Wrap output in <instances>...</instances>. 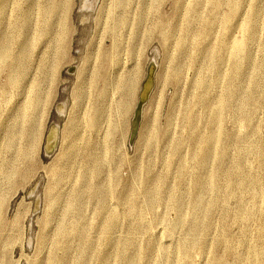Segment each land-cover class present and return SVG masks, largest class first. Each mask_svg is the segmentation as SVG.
Instances as JSON below:
<instances>
[{
    "label": "rangeland",
    "instance_id": "rangeland-1",
    "mask_svg": "<svg viewBox=\"0 0 264 264\" xmlns=\"http://www.w3.org/2000/svg\"><path fill=\"white\" fill-rule=\"evenodd\" d=\"M82 1L0 0V264H264V0Z\"/></svg>",
    "mask_w": 264,
    "mask_h": 264
},
{
    "label": "bare ground",
    "instance_id": "bare-ground-1",
    "mask_svg": "<svg viewBox=\"0 0 264 264\" xmlns=\"http://www.w3.org/2000/svg\"><path fill=\"white\" fill-rule=\"evenodd\" d=\"M94 1V0H93ZM92 0H91V3L93 2ZM83 2V7H86L85 9H87V7H89L90 5H91V3H90V0H83L82 1ZM92 4H94V2L92 3ZM92 8H93V6H91ZM91 7H89L90 9H91ZM232 45V44H231ZM240 47V42H238L237 41V43H236V48L238 49ZM115 84V83H114ZM112 86V85H111ZM116 87V86H115ZM112 89V88H111ZM141 104V103H140ZM125 109L128 107V102H126L125 103ZM97 111L99 110V109H96ZM139 115V114H138ZM135 116V115H134ZM218 121H219V118H218ZM77 122V121H76ZM217 131H218V129H217ZM56 139H57V129H55V128H52L50 131H49V134H48V136H47V139H46V152L49 154V153H51L52 151H53V149L55 148V143H56ZM215 148V147H214ZM212 156H213V154H212ZM205 158H206V156H205ZM201 162L202 163H204V157H202L201 158ZM256 184V183H255ZM116 224V223H115ZM116 226V225H115ZM114 226V227H115ZM251 246V245H250ZM187 256H189V253H187ZM106 262V261H105Z\"/></svg>",
    "mask_w": 264,
    "mask_h": 264
},
{
    "label": "water",
    "instance_id": "water-1",
    "mask_svg": "<svg viewBox=\"0 0 264 264\" xmlns=\"http://www.w3.org/2000/svg\"><path fill=\"white\" fill-rule=\"evenodd\" d=\"M152 69L149 71V75H150V79H149V83L151 84V87H150V89H148L147 90V92H148V94L150 93V91H151V88H152V78H151V74H152ZM142 103V102H141ZM142 107H143V105L141 106V104L139 103L138 105H137V114H136V117L134 118V120H133V132L132 133H134L135 132V127H136V125H138L139 126V123H140V121H141V116H142ZM140 112V113H139ZM138 113H139V115H138ZM138 126H137V129H138ZM55 129H56V127H55ZM137 129H136V133H137ZM135 136H136V134H135ZM134 136V137H135ZM133 138V137H132ZM133 140H134V138H133ZM133 140H131L130 141V143H132L133 142Z\"/></svg>",
    "mask_w": 264,
    "mask_h": 264
}]
</instances>
